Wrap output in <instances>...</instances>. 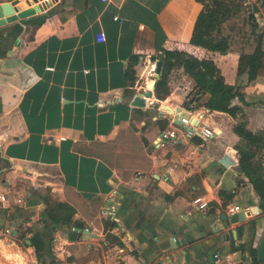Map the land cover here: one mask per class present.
<instances>
[{
    "label": "crops",
    "instance_id": "crops-1",
    "mask_svg": "<svg viewBox=\"0 0 264 264\" xmlns=\"http://www.w3.org/2000/svg\"><path fill=\"white\" fill-rule=\"evenodd\" d=\"M200 7L198 0H48L40 11L53 8L51 14L38 25L22 24L0 56V243L10 239L19 247L18 231L44 229L61 264H254L264 208L238 165L232 125L242 116L185 101L189 92L202 99L208 93L197 91L179 52L211 56L224 79L238 83L243 98L232 102L253 130L264 128V66L247 79L236 71L238 49L219 52L190 42ZM159 53L167 92L158 97L153 88L143 104H131L154 75L149 70ZM180 113L218 132L158 140ZM128 128L132 143L125 145ZM119 136L112 156L139 164L128 178L102 158L109 147L98 143ZM18 165L47 174V195L33 180L28 193L15 186ZM76 193L81 197L72 202L71 218L90 231L60 225L43 211L45 196L63 201ZM198 196L203 206L196 205ZM236 204L245 218L230 224L241 232L231 244L223 235L229 228L216 227L219 211ZM174 239L178 245L171 247Z\"/></svg>",
    "mask_w": 264,
    "mask_h": 264
},
{
    "label": "trees",
    "instance_id": "trees-1",
    "mask_svg": "<svg viewBox=\"0 0 264 264\" xmlns=\"http://www.w3.org/2000/svg\"><path fill=\"white\" fill-rule=\"evenodd\" d=\"M198 1L201 2V7L194 19L189 41L207 50L219 52H226L231 48L238 49L237 74L246 73L247 79L254 78L259 68L264 66V26L259 29L258 19L254 15V11L258 9L257 3L254 2L252 4L253 10L248 11L244 17L243 0ZM52 12L53 8H48L35 13L24 18V23L38 25ZM238 18H241L242 22H246L244 25L246 27H242L243 24L241 22L240 25H236ZM247 25L250 32H248ZM21 29L22 24L17 21L3 25L0 28V56L6 53L7 47L13 42L14 38L11 39V43L6 41L9 38V34L12 33L15 37ZM249 33H253L254 37H249ZM248 40L253 41V45L251 47L247 45V48ZM169 52V50H164V54ZM159 55L162 57L161 53ZM179 64L183 71L193 78L197 91L201 89L202 92L208 93L202 99V93L196 95V91L193 93L189 92L186 102L195 99L196 105H202L209 109L223 110L233 116H236L237 113L241 114L242 118L235 121L232 125L234 132L239 136L235 143L238 153V165L251 181L254 190L260 194L264 208V128L256 130L249 128L246 125L247 119L242 114L241 106L232 102L234 96L243 98L238 88V83L227 82L219 66L209 55L197 56L187 51H180ZM131 68V66L130 68L128 67L126 73H128L129 69L131 71ZM165 83V77L163 73H160L154 84V90L158 97L163 96L167 92ZM199 98L201 99L199 100ZM129 133H131V129L128 128L123 138L119 136L110 141L98 142L109 147V150H106V153L101 155L102 158L110 165L117 166L122 171L124 178H128L139 164L132 166L131 161H128V159L119 158L116 155L112 156L110 150L119 147V142L121 141L119 139L121 138L124 139L125 145H130L132 140L129 138ZM65 189L64 187V191ZM219 193L225 197H230L233 191L219 189ZM79 197L81 195L76 193L74 197L68 195L66 200L61 201L45 196L43 198V211L50 220L60 225L68 227L71 225L82 226L81 222L71 218V214L75 210V205L72 202L79 201ZM27 231V228L18 231L15 236L22 243L32 245L36 264H61V259L51 248L50 237L47 236L44 229H30L28 235L26 234ZM25 238H28L29 242H26ZM118 242L121 243L120 240ZM242 247L243 245H240V248ZM251 251L255 252V247L250 246ZM253 263L264 264V261L255 257Z\"/></svg>",
    "mask_w": 264,
    "mask_h": 264
},
{
    "label": "water",
    "instance_id": "water-1",
    "mask_svg": "<svg viewBox=\"0 0 264 264\" xmlns=\"http://www.w3.org/2000/svg\"><path fill=\"white\" fill-rule=\"evenodd\" d=\"M21 0H0V25H4L6 23L13 22L15 20H18L21 24L24 23V18L33 15L35 13H38L40 10H43L44 7H46L48 0H33V3L30 2V0H25L28 4L23 6L20 2ZM260 5L264 4V0H260ZM157 58L155 59L154 63V75L149 78V80L146 83V88L143 89L142 92H136L134 96L131 99V104L141 105L144 103V96L145 95H151L153 92L154 84L156 81V77H158L162 62L161 55H157ZM162 107L165 109L171 111L172 107L168 105L167 103H162ZM228 160V157L223 156L222 161L226 162ZM229 160L233 161V159L229 157ZM254 213H256L258 209V203H253V207L251 208ZM219 218V224L217 225L216 229L217 231H221L224 228H229L228 230H223V235L225 239H229L231 244L234 243L235 238H239L241 235L240 228L238 226H231L230 224L239 220H242L245 218V212L243 208L235 209L226 211L224 209L219 211L218 214ZM215 224V221L213 219V225ZM73 229H76L78 231L86 232L90 231L87 227H79V226H73ZM233 232H235V236L233 235ZM253 229L251 230L250 237H253ZM222 236V235H221ZM29 241V239H27ZM171 247H175L178 245L177 239H174L173 241L170 240ZM256 249H257V257L259 260H264V228L260 235L258 236V241L256 243Z\"/></svg>",
    "mask_w": 264,
    "mask_h": 264
},
{
    "label": "rangeland",
    "instance_id": "rangeland-1",
    "mask_svg": "<svg viewBox=\"0 0 264 264\" xmlns=\"http://www.w3.org/2000/svg\"><path fill=\"white\" fill-rule=\"evenodd\" d=\"M22 5H24L26 3L25 0H21L20 1ZM244 2V3H243ZM243 12H244V17L246 15V13L248 11L253 10V6L252 4L255 2L258 5V9L255 10V16L258 19V23H259V29L264 26V4L260 5V0H243ZM48 9V8H47ZM41 12V11H39ZM241 18H238L236 21V25H240V22L243 24L242 27H246L244 26L246 22H242ZM249 21V20H248ZM11 24V22H10ZM248 26V25H247ZM23 27V26H22ZM248 32L249 31V26H248ZM253 36V33H249V37ZM14 38V35L12 33L9 34V38L6 40L9 43L12 42L11 39ZM249 42L246 44V46L248 45L249 47H251L253 45V41L248 40ZM235 44V43H234ZM237 45V43H236ZM247 46V48H248ZM226 74H230V69L228 67H226ZM232 72H235V69L233 67ZM153 74L150 76L152 77ZM7 165V164H6ZM13 168H18L15 170V172L13 173V175H11V178L14 181V184L16 187L20 186L23 191H25V193H28L32 188V180L33 183L36 184V187H43V191L42 194H46L47 195V187L46 185L44 186V183H46V178L48 179L49 177H46L47 174L42 172H38V173H34V169L32 167L29 166H22V165H18V166H13ZM29 173V174H28ZM2 176L5 177L4 172L2 173ZM48 186V185H47ZM43 200V199H42ZM5 233L9 234V238L10 237V230H3ZM10 241V239H5L3 241V243H0V264H36L35 261H33L30 257L31 254V249L29 248V245L22 243L20 240L18 239H14L17 244L19 245L16 246L14 242L10 241L11 243L9 244L8 242ZM65 264V263H62Z\"/></svg>",
    "mask_w": 264,
    "mask_h": 264
},
{
    "label": "built area",
    "instance_id": "built-area-1",
    "mask_svg": "<svg viewBox=\"0 0 264 264\" xmlns=\"http://www.w3.org/2000/svg\"><path fill=\"white\" fill-rule=\"evenodd\" d=\"M103 32L100 31L97 34L98 39H103ZM154 64L152 65V68L149 70V74L154 72ZM174 126L166 129H162L159 132L158 140L164 141L165 139H175L178 136V133L185 135L187 137L192 136L193 134H199L203 138H207L215 133L218 132V129L214 127H210L204 123L199 124L197 119L194 117L185 114L180 113L177 116L176 121L173 120ZM179 125V126H178ZM4 194H0V199H4ZM200 197H196L194 201H196L197 206H203L206 201L199 199ZM239 209L238 205L230 206V210Z\"/></svg>",
    "mask_w": 264,
    "mask_h": 264
}]
</instances>
